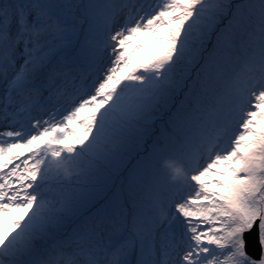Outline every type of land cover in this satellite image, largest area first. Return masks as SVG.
<instances>
[{"label": "snow or ice", "instance_id": "6c2138e0", "mask_svg": "<svg viewBox=\"0 0 264 264\" xmlns=\"http://www.w3.org/2000/svg\"><path fill=\"white\" fill-rule=\"evenodd\" d=\"M0 264H264V0H0Z\"/></svg>", "mask_w": 264, "mask_h": 264}, {"label": "rangeland", "instance_id": "374dc122", "mask_svg": "<svg viewBox=\"0 0 264 264\" xmlns=\"http://www.w3.org/2000/svg\"><path fill=\"white\" fill-rule=\"evenodd\" d=\"M149 3L153 4V6L155 7L160 0H148ZM102 63L105 66H108L109 61L107 60V58H104ZM98 73L96 72H88L86 73V78L84 80V84L90 85L92 83V79L97 75ZM102 74V73H99ZM194 75V73H193ZM189 83H191V81H189ZM89 91H91V89H88ZM184 100V96L181 94L179 96H177L174 100V104L176 106H179L181 101ZM175 107L172 108L171 111H175ZM89 114L88 112H84L82 113V115H87ZM169 115L170 113H164V114H159L158 118L152 123L151 127H150V133L148 136H146L142 147L135 149L131 152V154L127 155V158L125 159V161L123 162V165L121 166L120 170L118 173L113 174L115 177L111 178V180H113V182L111 183L109 181L107 182H100L98 183L99 185H88V190L92 191V193L95 195L96 199H98L97 201H93L90 205L86 204L82 209L81 212L84 216H87L89 214H91V212L93 211L91 209H87L89 206L94 205L95 208L97 209L98 207H100V205L105 204L106 202L111 201L113 194L116 193L118 190L121 189V181L124 180L125 178L128 177L129 172H135V175L140 178L143 179L145 176L144 170L143 168H136L135 166L137 165L138 161H140L143 157L148 156V154L152 151V144L155 140H157V138L161 137L162 132H170L171 128L169 126V124L167 123L168 121L167 118L169 119ZM33 116H44V118L46 119L47 116L45 115L44 111L41 109H37L36 111L33 112ZM59 118V117H58ZM158 122H161L162 125L156 124ZM70 127L73 128H77V125H71ZM234 127H238L237 125H233L232 131L235 134L237 132L236 129H234ZM65 145H73L74 144V140L69 137L68 139L65 140ZM87 144V141H86ZM79 147L77 145V149L79 150ZM28 154V149L25 148H20V149H16L13 151V153H10V156H15V155H21L22 158L23 156H26ZM171 155V153H164L163 157H160L157 159V162L155 163V169L163 172L166 170L167 167V163L169 162L167 157H169ZM86 162H87V157L85 159V166H86ZM15 163V162H14ZM201 163H203V161H201ZM11 166V165H10ZM195 167V165H194ZM107 169L104 165H101V168L99 170V172L97 173L98 175L103 174L104 172H106ZM224 169L222 168H217L214 170V172H223ZM112 175V176H113ZM221 176L218 175H210L209 177L205 178V182H208L209 180H217V179H221ZM69 179H76L75 176L69 177ZM82 184H86L87 182L82 181ZM106 184V185H105ZM127 185V181L125 183V188ZM195 183L191 182V183H187L182 185L179 189H176L174 187H172L171 185H164L161 188L160 191V195L162 197L165 196H169L171 197V199H179V200H183L184 198H187L188 196L194 194L195 191ZM45 192H47V189H44ZM210 191H217V188H213V187H209ZM103 192V193H102ZM177 193V197L175 198ZM104 195V197H103ZM179 197V198H178ZM200 202H205V201H200ZM19 215V213L17 212H11L9 214V218H16ZM181 219H183V217H181Z\"/></svg>", "mask_w": 264, "mask_h": 264}, {"label": "trees", "instance_id": "16d2710c", "mask_svg": "<svg viewBox=\"0 0 264 264\" xmlns=\"http://www.w3.org/2000/svg\"><path fill=\"white\" fill-rule=\"evenodd\" d=\"M166 121H168V118H167V120ZM156 124H159V125H162V123L161 122H158V123H156ZM113 177H115L114 175L111 177V178H113ZM126 181H127V178H125L124 180H122L121 181V183H120V185H125V183H126ZM111 183L113 182V180H111L110 181ZM103 183V182H102ZM97 185V184H96ZM99 185V184H98ZM106 185V184H105ZM103 193V192H102ZM125 195H126V192L124 193ZM103 197H104V195H103ZM98 199H95V201H97ZM96 210H94L93 212H95ZM92 213V212H91Z\"/></svg>", "mask_w": 264, "mask_h": 264}, {"label": "bare ground", "instance_id": "6f19581e", "mask_svg": "<svg viewBox=\"0 0 264 264\" xmlns=\"http://www.w3.org/2000/svg\"><path fill=\"white\" fill-rule=\"evenodd\" d=\"M234 129H236L238 131V127H234ZM194 166V165H193ZM98 185V184H97ZM165 198H171L169 196H165ZM179 198V197H178ZM93 212V211H92Z\"/></svg>", "mask_w": 264, "mask_h": 264}, {"label": "water", "instance_id": "95a60500", "mask_svg": "<svg viewBox=\"0 0 264 264\" xmlns=\"http://www.w3.org/2000/svg\"><path fill=\"white\" fill-rule=\"evenodd\" d=\"M253 252H254V250H253Z\"/></svg>", "mask_w": 264, "mask_h": 264}]
</instances>
